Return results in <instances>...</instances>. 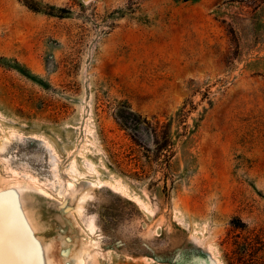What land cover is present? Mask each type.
I'll return each mask as SVG.
<instances>
[{"label":"rangeland","instance_id":"rangeland-1","mask_svg":"<svg viewBox=\"0 0 264 264\" xmlns=\"http://www.w3.org/2000/svg\"><path fill=\"white\" fill-rule=\"evenodd\" d=\"M30 1L0 0V200L41 203L26 258L264 264V0Z\"/></svg>","mask_w":264,"mask_h":264},{"label":"bare ground","instance_id":"bare-ground-1","mask_svg":"<svg viewBox=\"0 0 264 264\" xmlns=\"http://www.w3.org/2000/svg\"><path fill=\"white\" fill-rule=\"evenodd\" d=\"M4 141L5 139H2V141L0 140L2 146L5 144ZM11 188L14 189L16 195L7 193V199L0 200V264H42L41 261L36 262V259L30 262L25 254H23L27 251L20 248L17 240L14 238L16 233L15 229L20 226L21 221H24L22 218L28 217L30 219V229H40L38 225L39 216H37L38 218L36 217V208L41 205V203L37 200L35 192L31 191L30 193L27 187L12 186ZM69 192L67 198L71 199L74 203L80 204L83 202L84 196L88 192L87 185L85 183H80L75 186V188H69ZM65 218L68 222L72 220L68 214H65ZM40 219H42V217ZM47 219H45V221Z\"/></svg>","mask_w":264,"mask_h":264},{"label":"trees","instance_id":"trees-1","mask_svg":"<svg viewBox=\"0 0 264 264\" xmlns=\"http://www.w3.org/2000/svg\"><path fill=\"white\" fill-rule=\"evenodd\" d=\"M24 4L26 6H28L30 9H33L35 11H40L41 7H39V5H37V3H34V1H30V0H23ZM123 124L128 127L132 132H133V139L136 141V138L138 136V134L140 133L141 130V123H145L147 124L146 120L143 121H139V120H135V121H127L126 119H121ZM155 132H158V130L156 129ZM167 134H169L167 132ZM171 148H172V144L171 141L168 140L167 143V147H166V151L168 152V155H170L169 153L171 152Z\"/></svg>","mask_w":264,"mask_h":264},{"label":"snow or ice","instance_id":"snow-or-ice-1","mask_svg":"<svg viewBox=\"0 0 264 264\" xmlns=\"http://www.w3.org/2000/svg\"><path fill=\"white\" fill-rule=\"evenodd\" d=\"M3 194L2 193H0V196H2Z\"/></svg>","mask_w":264,"mask_h":264}]
</instances>
